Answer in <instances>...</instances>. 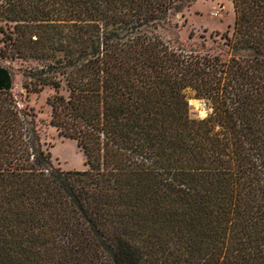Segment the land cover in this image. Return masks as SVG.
<instances>
[{
  "label": "trees",
  "instance_id": "1",
  "mask_svg": "<svg viewBox=\"0 0 264 264\" xmlns=\"http://www.w3.org/2000/svg\"><path fill=\"white\" fill-rule=\"evenodd\" d=\"M193 1L0 0L11 57L46 74L24 88L86 158L53 165L0 66V264H264V0H232L215 55L161 33Z\"/></svg>",
  "mask_w": 264,
  "mask_h": 264
},
{
  "label": "rangeland",
  "instance_id": "2",
  "mask_svg": "<svg viewBox=\"0 0 264 264\" xmlns=\"http://www.w3.org/2000/svg\"><path fill=\"white\" fill-rule=\"evenodd\" d=\"M235 22L232 0H195L181 13L173 16L161 32L173 45H181L198 54H224V36L231 34ZM0 34V66L9 70L13 78V89L8 106H14L37 115L36 129L44 149L49 150L52 163L62 170L86 169V158L73 140L62 138L50 126V107L47 98L53 94L51 88L40 93H29L24 88L26 75H46L36 61L11 57V48ZM32 73V74H30ZM5 96H1L0 100ZM191 115L197 119L206 118L212 111L204 99L197 98L192 90L186 91ZM31 118H28L30 120Z\"/></svg>",
  "mask_w": 264,
  "mask_h": 264
}]
</instances>
